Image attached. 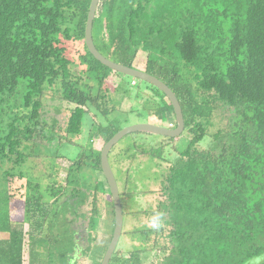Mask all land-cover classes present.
I'll use <instances>...</instances> for the list:
<instances>
[{"label": "trees", "instance_id": "trees-1", "mask_svg": "<svg viewBox=\"0 0 264 264\" xmlns=\"http://www.w3.org/2000/svg\"><path fill=\"white\" fill-rule=\"evenodd\" d=\"M91 2L0 0V215L12 199L11 189L24 179L30 264H51L52 247L64 259L61 264H85L98 238V221L107 214L115 226L101 150L94 145L123 128L116 118L95 124L91 147L81 148L70 160L64 179L56 162L60 150L33 152L37 143H74L89 106L105 116L117 109L106 79L122 73L95 58L85 42ZM93 38L102 54L130 67L143 51L145 71L174 91L191 134L180 151L171 147L166 153L176 137L160 135L157 146L138 147V153L161 159L166 171L161 185L149 191L161 197L156 208L129 212H146L156 227L132 223L128 232L155 230L160 264H248L262 254L264 0H100ZM68 41H83L86 54L80 62L68 56ZM57 81L60 97L75 106L61 125L48 129L43 96ZM150 85L162 96L159 119L176 127L172 103ZM219 109L228 112V123L211 133ZM211 135L208 147L198 146ZM174 150V158L167 157ZM49 156L54 161L45 175L55 181L43 187V171L33 174L29 169ZM84 166L98 173L90 186L77 176ZM69 212L80 219L78 237L69 233ZM9 213L0 219V264H23L24 223H12ZM112 235L98 253L99 264ZM120 249L117 245L109 264H158L150 250L133 249L126 255Z\"/></svg>", "mask_w": 264, "mask_h": 264}, {"label": "rangeland", "instance_id": "rangeland-1", "mask_svg": "<svg viewBox=\"0 0 264 264\" xmlns=\"http://www.w3.org/2000/svg\"><path fill=\"white\" fill-rule=\"evenodd\" d=\"M68 56L80 62L82 55L86 54L83 41H68ZM146 54L143 51H139L134 67L140 70L146 68ZM83 67V66H82ZM190 70H194L193 67ZM187 72V68H183V72ZM108 95L112 103L116 106V110L110 115L105 116L96 108L89 106V110L85 113L81 133L74 137V143L72 144H54L52 146L47 143L33 146L34 153L45 152L46 155H50L51 152H55L57 149L60 150L61 155L56 159V162L62 166L61 178L64 179L67 173V167L70 164V160L74 159L79 153L81 148L89 149L91 147V132L95 124H106L111 119H117L118 123L124 127L140 124V123H154V124H166L167 120L162 122L159 120V103L162 101V96L153 89V87L145 81L133 78L125 74L112 73L107 79ZM61 86L59 81L55 83V86L51 87L46 91L43 96L44 110L46 111V118L48 119V129L51 127H58V123L61 125L64 119L67 118L71 109L75 106L74 103L68 102L62 99L60 96ZM228 112L222 109L215 111L212 117V124L210 126V132L215 133L220 128H225L228 123ZM160 121V122H159ZM57 123V124H56ZM56 124V125H53ZM96 127V126H95ZM45 129V132L50 130ZM53 131V130H52ZM147 134V135H146ZM191 138V134L188 129L184 131L175 139L173 146L167 148L166 153L169 152L170 148L173 147L176 151L184 149ZM213 141V137L206 136L200 143L199 147H208ZM56 142V141H55ZM137 142V145L136 143ZM161 141L158 135L137 132V134H127L122 137L111 149L109 153V162L117 180L118 187L121 192V203L124 215V230L120 237L118 247L120 252L128 254L133 249H146L152 251V254H156L158 264L162 259L159 255V246L155 247V244H159V239H156V232H137L129 233L134 225L140 228H147L155 226L153 224L154 217L146 214V212L137 213L131 215L130 211H142V210H153L157 206V202L161 197L150 190H155L161 185L163 174L166 171L165 167L161 165L163 161L159 158L151 155H144L137 152L140 146H157ZM105 143L103 139H98L95 142V148L102 151ZM131 148V149H129ZM177 153L175 150L171 152V158ZM42 162H38L35 168L29 169L33 174L43 171L42 186H48L49 183H54L55 180H51L50 177L45 175L47 167L54 159L47 157L40 159ZM89 160H87L88 162ZM32 162V160H31ZM44 162V163H43ZM84 168V169H83ZM77 176L81 178L85 185H92L95 181V176L98 173H94L90 167H83ZM24 170L27 166L23 167ZM96 174V175H95ZM100 174V172H99ZM101 176V175H100ZM24 182L25 180H18L15 188H12L10 194L12 199L8 204L3 206V214L0 215V219L6 218L5 213L10 212V208L20 209L24 207ZM64 182V180H63ZM3 184H1L2 186ZM127 191V193L125 192ZM109 215H104L99 221L97 226L98 238L92 245V250L87 259L91 264H99L97 258L98 253L102 252V246L106 237L114 230ZM87 226L84 227L83 231L87 232ZM156 227V226H155ZM28 228V225H26ZM25 238H28L27 236ZM62 244V243H61ZM25 260L28 259V239H25ZM63 246V244H62ZM62 249V247H60ZM70 247L67 245L66 250L69 251ZM57 248L52 247V262L51 264H61L64 260L61 255L57 253ZM264 259V252L253 259L248 264H260Z\"/></svg>", "mask_w": 264, "mask_h": 264}, {"label": "water", "instance_id": "water-1", "mask_svg": "<svg viewBox=\"0 0 264 264\" xmlns=\"http://www.w3.org/2000/svg\"><path fill=\"white\" fill-rule=\"evenodd\" d=\"M100 0H92L90 5V10L88 13L86 29H85V42L89 49V51L101 61L106 66L112 68L113 70L131 76L133 78L149 82L150 84L158 87L161 91H163L167 98L173 105L175 117H176V127L169 128L162 124H154V123H140V124H133L126 126L120 129L109 141L105 143L103 149L101 151V165L102 170L105 175V178L108 182L110 193L112 196V200L114 203V210H115V226L113 230L112 239L106 249L104 257L102 259L101 264H109L116 248L119 243L120 237L123 231V209L121 203V196L117 184L116 177L112 170V167L109 162V153L112 147L125 135L133 133V132H144L154 135L160 136H169V137H178L185 129V119L183 115V111L180 105V102L174 93V91L160 78L156 77L155 75L148 73L145 70H140L135 67H130L119 62H116L104 54L100 52L97 48L94 38H93V25L94 20L96 17V12L98 8Z\"/></svg>", "mask_w": 264, "mask_h": 264}, {"label": "crops", "instance_id": "crops-1", "mask_svg": "<svg viewBox=\"0 0 264 264\" xmlns=\"http://www.w3.org/2000/svg\"><path fill=\"white\" fill-rule=\"evenodd\" d=\"M160 120V119H159ZM160 122V121H159ZM119 188V187H118ZM24 201V200H23ZM10 221L12 223H24V231L26 232V235H27V231L29 229V225L24 222V207L23 208H18V209H14V207L10 208ZM124 217V216H123ZM67 224H68V228H69V233L70 234H74L76 235V237H78V225H77V220H80L79 218H77V215H74L72 214L71 212L67 213ZM26 225H28V228H26ZM123 226H124V222H123ZM88 230V229H87ZM64 229H61V228H58V233L61 234L63 233ZM25 239H28V238H25ZM25 239H24V244H25ZM25 246H24V257H23V264H30V256H29V244H28V259L25 260ZM70 255V254H69ZM71 256V255H70ZM89 259L86 260L85 264H91L88 262ZM73 263V262H72Z\"/></svg>", "mask_w": 264, "mask_h": 264}]
</instances>
